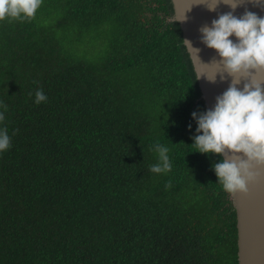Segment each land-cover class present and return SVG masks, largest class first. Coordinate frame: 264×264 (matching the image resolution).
<instances>
[{
    "label": "trees",
    "instance_id": "trees-1",
    "mask_svg": "<svg viewBox=\"0 0 264 264\" xmlns=\"http://www.w3.org/2000/svg\"><path fill=\"white\" fill-rule=\"evenodd\" d=\"M183 41L171 0L0 21V264H238L223 158L191 146L206 108ZM157 142L167 174L149 170Z\"/></svg>",
    "mask_w": 264,
    "mask_h": 264
},
{
    "label": "clouds",
    "instance_id": "clouds-1",
    "mask_svg": "<svg viewBox=\"0 0 264 264\" xmlns=\"http://www.w3.org/2000/svg\"><path fill=\"white\" fill-rule=\"evenodd\" d=\"M248 2L264 11V0ZM243 3L244 0H198L197 4L205 5L210 12L220 4L232 10L219 14L210 25L199 29L200 42L215 51L219 60L201 63L198 59L200 49L194 48L189 40L183 41L202 65L215 67L211 77L201 74L209 82L214 83L217 75L221 81L226 76L231 78L227 89L215 98L213 108L200 114L192 113L197 135L191 145L198 153L223 157L212 168L221 189L231 195L246 194L249 185L264 178V16L246 9L237 17L234 12ZM41 4L42 0H0V21L6 18L9 22L29 20ZM186 19L184 15L180 21ZM230 37H235V42ZM241 83L242 89L238 87ZM46 101L47 96L38 89L35 103ZM4 112H0V122L5 120ZM10 147L7 127L0 128V152ZM153 148L158 153V161L150 166V172L169 173L172 169L170 149L159 142ZM171 186L168 181L165 188Z\"/></svg>",
    "mask_w": 264,
    "mask_h": 264
},
{
    "label": "water",
    "instance_id": "water-1",
    "mask_svg": "<svg viewBox=\"0 0 264 264\" xmlns=\"http://www.w3.org/2000/svg\"><path fill=\"white\" fill-rule=\"evenodd\" d=\"M171 1L175 11V20L179 23L183 40L191 41L194 48L200 49L198 53L200 62L208 64L213 59L219 60L215 51L208 49L200 42L201 36L199 29L205 24L210 25L211 21L216 19L219 14L232 10L224 4H220L215 11L210 12L205 5H198V0ZM246 9L254 12L257 16H264V11L258 6L254 7L248 0H244V3L236 8L234 15L239 17ZM184 15L187 17L186 21H180ZM230 39L235 42V37H230ZM187 52L189 53L196 75L201 92V99L204 101L207 111L214 107L215 98L227 89L231 78L226 76L221 81L220 76L217 75L214 83L209 82L201 74H206L211 77L216 71L215 67L202 65L196 59L195 53L190 52L188 49ZM238 87L242 89L243 83ZM232 198L237 219L238 264H264V178L249 185L246 194L232 195Z\"/></svg>",
    "mask_w": 264,
    "mask_h": 264
}]
</instances>
